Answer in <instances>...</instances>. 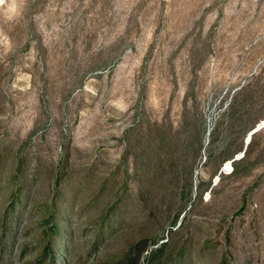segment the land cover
I'll return each mask as SVG.
<instances>
[{
	"label": "rangeland",
	"instance_id": "obj_1",
	"mask_svg": "<svg viewBox=\"0 0 264 264\" xmlns=\"http://www.w3.org/2000/svg\"><path fill=\"white\" fill-rule=\"evenodd\" d=\"M0 264H264V0H0Z\"/></svg>",
	"mask_w": 264,
	"mask_h": 264
}]
</instances>
